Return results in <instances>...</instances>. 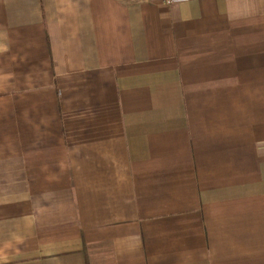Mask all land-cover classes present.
I'll return each mask as SVG.
<instances>
[{
  "label": "crops",
  "instance_id": "0c3cea01",
  "mask_svg": "<svg viewBox=\"0 0 264 264\" xmlns=\"http://www.w3.org/2000/svg\"><path fill=\"white\" fill-rule=\"evenodd\" d=\"M0 264H264V0H0Z\"/></svg>",
  "mask_w": 264,
  "mask_h": 264
},
{
  "label": "built area",
  "instance_id": "2783aa9c",
  "mask_svg": "<svg viewBox=\"0 0 264 264\" xmlns=\"http://www.w3.org/2000/svg\"><path fill=\"white\" fill-rule=\"evenodd\" d=\"M163 2L166 4V5H171L175 2V0H163Z\"/></svg>",
  "mask_w": 264,
  "mask_h": 264
}]
</instances>
